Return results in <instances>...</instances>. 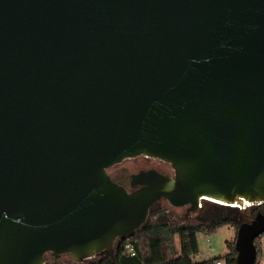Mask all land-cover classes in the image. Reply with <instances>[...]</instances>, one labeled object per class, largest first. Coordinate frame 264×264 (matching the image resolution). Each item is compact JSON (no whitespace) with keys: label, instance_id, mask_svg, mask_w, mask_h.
<instances>
[{"label":"water","instance_id":"1","mask_svg":"<svg viewBox=\"0 0 264 264\" xmlns=\"http://www.w3.org/2000/svg\"><path fill=\"white\" fill-rule=\"evenodd\" d=\"M140 156L173 174H108ZM159 200L264 203V0H0V264L92 260Z\"/></svg>","mask_w":264,"mask_h":264},{"label":"trees","instance_id":"2","mask_svg":"<svg viewBox=\"0 0 264 264\" xmlns=\"http://www.w3.org/2000/svg\"><path fill=\"white\" fill-rule=\"evenodd\" d=\"M164 202L168 204L165 200L156 202L143 227L131 240L118 242L114 250L101 253L83 263L66 260V255L49 253L45 264H215L218 260L224 264H236L235 242L228 243L230 252L224 257L196 261L200 253L198 235H210L226 225L238 229L259 212L264 213L262 207L251 206L241 210L207 201L199 209L195 222L190 220L192 215H196L193 213L184 216L179 222L169 219L167 209L161 206ZM168 208L173 207L168 204ZM176 237L179 238V247L175 243ZM127 245L134 249L135 255L127 249Z\"/></svg>","mask_w":264,"mask_h":264},{"label":"rangeland","instance_id":"3","mask_svg":"<svg viewBox=\"0 0 264 264\" xmlns=\"http://www.w3.org/2000/svg\"><path fill=\"white\" fill-rule=\"evenodd\" d=\"M145 166H149V167L155 166L156 168H153V169L159 170L163 173H168V174L173 173V170L169 164H164L154 159L147 160V159H144L143 157H140L135 160H129V159L125 160L117 168L113 169L111 174L115 180L119 181L124 186L131 188V185H130L131 176L133 174H137L140 170L150 169V168H143ZM204 202H207V201H203L202 205L204 204ZM161 206L164 209H167V214L169 216V219L172 221L180 222L184 216L188 215L189 213H193L196 215L195 216L192 215L190 217V220L192 222H195L197 219V216H199L198 211L200 208L196 212H191L189 211V207L168 208V204H166L165 202L162 203ZM237 232H238L237 228L231 225H226V226L219 228L217 231H215L214 233L210 235L205 234V233H200L198 235L200 253L195 258V260L203 261V260H208L212 258H220V257L226 256L230 252L228 243L235 242L236 237H237ZM118 242L119 241H117V243ZM175 243L177 245L180 244L178 237H176ZM166 257H167V254H165V258ZM64 259L72 261V259L69 256Z\"/></svg>","mask_w":264,"mask_h":264},{"label":"built area","instance_id":"4","mask_svg":"<svg viewBox=\"0 0 264 264\" xmlns=\"http://www.w3.org/2000/svg\"><path fill=\"white\" fill-rule=\"evenodd\" d=\"M233 206H236L235 208H238V209H241V210H246V209H248L251 206L264 208V203H258L256 205L247 204V205H244V206H239V205H233ZM202 207H203V205L201 203L199 208L201 209ZM259 213H263V212H259ZM254 244H255V249H256V262H255V264H264V234H262L259 237H257L255 239ZM127 249L132 253V255H135L134 254V249L130 245H127ZM215 264H224V263H223V261L218 260V261H216Z\"/></svg>","mask_w":264,"mask_h":264},{"label":"flooded vegetation","instance_id":"5","mask_svg":"<svg viewBox=\"0 0 264 264\" xmlns=\"http://www.w3.org/2000/svg\"><path fill=\"white\" fill-rule=\"evenodd\" d=\"M140 157H143L144 159H147V160H153V158H147V157H145V156H140ZM140 157H137V158H135V159H138V158H140ZM135 159H129V160H135ZM154 160H157V159H154ZM158 162H162V161H160V160H158ZM162 163H164V162H162ZM122 164V163H121ZM164 164H167V163H164ZM120 164H118V165H115V166H113V167H111L109 170H108V174L111 176V178L116 182V183H118L119 185H121V186H123V187H125L128 191H133V190H136V189H138L139 188V186H137V187H135V188H132V186H131V188L129 187H127V186H124L122 183H120L119 181H117V180H115L114 179V177L112 176V174H111V172H112V170L113 169H115V168H117L118 166H119ZM143 168H150V169H153V168H156L155 166H153V167H149V166H145V167H143ZM150 169H148V170H150ZM156 170V169H155ZM141 171H143V170H140L139 172H141ZM159 171V170H158ZM138 172V173H139ZM159 172H161V171H159ZM161 173H163V172H161ZM163 174H167V175H172L173 173H163ZM131 185V184H130ZM189 211H190V209H189ZM120 242V241H119Z\"/></svg>","mask_w":264,"mask_h":264},{"label":"crops","instance_id":"6","mask_svg":"<svg viewBox=\"0 0 264 264\" xmlns=\"http://www.w3.org/2000/svg\"><path fill=\"white\" fill-rule=\"evenodd\" d=\"M177 247H179V245H177Z\"/></svg>","mask_w":264,"mask_h":264}]
</instances>
